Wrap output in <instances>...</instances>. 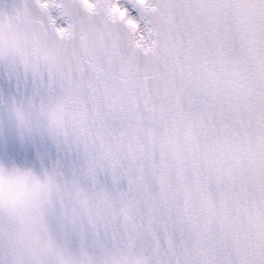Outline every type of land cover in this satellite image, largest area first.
<instances>
[{"label": "snow or ice", "instance_id": "1", "mask_svg": "<svg viewBox=\"0 0 264 264\" xmlns=\"http://www.w3.org/2000/svg\"><path fill=\"white\" fill-rule=\"evenodd\" d=\"M0 264H264V0H0Z\"/></svg>", "mask_w": 264, "mask_h": 264}]
</instances>
